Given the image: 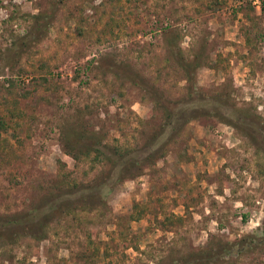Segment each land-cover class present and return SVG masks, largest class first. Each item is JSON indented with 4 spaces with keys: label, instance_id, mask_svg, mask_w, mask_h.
<instances>
[{
    "label": "rangeland",
    "instance_id": "1",
    "mask_svg": "<svg viewBox=\"0 0 264 264\" xmlns=\"http://www.w3.org/2000/svg\"><path fill=\"white\" fill-rule=\"evenodd\" d=\"M170 42L229 110L153 142L155 100L189 87ZM97 142L154 160L114 178ZM0 216L20 218L0 264H159L259 236L264 0H0ZM216 264H264V245Z\"/></svg>",
    "mask_w": 264,
    "mask_h": 264
},
{
    "label": "trees",
    "instance_id": "2",
    "mask_svg": "<svg viewBox=\"0 0 264 264\" xmlns=\"http://www.w3.org/2000/svg\"><path fill=\"white\" fill-rule=\"evenodd\" d=\"M168 46V49L172 47L171 52L178 58V63H180L181 67L184 69V76H186L189 87L188 91H186V95L183 96L181 100L169 101L166 103L167 106L161 101L163 97H158L160 99L155 100L157 104L160 105L158 109L163 113V124L148 137V139L153 142H156L163 136H165V139L169 138L167 136L172 137L174 135L171 133L172 131H178V129L185 126V123L190 119L213 113V107L217 108L223 106V112H225V114H227V110H229L226 94L222 95L220 92L207 94L200 88H197L194 71L201 65L199 59L203 58V56L198 54L193 57L196 59L195 61H193V59L188 60L183 58L176 44L172 45V42H170ZM225 116L226 115L219 114V118H224ZM142 149H145V146L135 151H112L109 147L97 142L93 146H90L88 150L94 152V156L91 158L92 161L105 160L110 165V168L115 171L116 176L114 178H118L124 176L126 174L125 172L130 170V167H135L138 171L140 170L142 164H144L143 161L146 160L142 157ZM146 158L148 161L154 160L151 156H147ZM135 164H137V167ZM87 189H91V187L88 186L86 187V190ZM30 214L25 215L24 218L32 221L37 213ZM2 218L3 217L0 216V231L3 230L2 228L9 222L19 223L20 221V218L17 217L12 219L10 217H4L3 220ZM178 220H180V218ZM18 225H21V223ZM259 245H264V227L259 236L252 237L247 240V243L234 241L228 244L227 242L218 241L216 244H207L206 248L200 250H189L184 254L168 256L166 260H162L159 264H216L224 260L230 253L235 251H247Z\"/></svg>",
    "mask_w": 264,
    "mask_h": 264
}]
</instances>
